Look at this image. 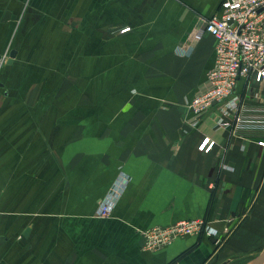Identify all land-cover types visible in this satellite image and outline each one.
Wrapping results in <instances>:
<instances>
[{
  "label": "crops",
  "instance_id": "1",
  "mask_svg": "<svg viewBox=\"0 0 264 264\" xmlns=\"http://www.w3.org/2000/svg\"><path fill=\"white\" fill-rule=\"evenodd\" d=\"M222 1L0 0V264H264V130L186 121ZM197 217L232 231L143 248L141 230Z\"/></svg>",
  "mask_w": 264,
  "mask_h": 264
},
{
  "label": "built area",
  "instance_id": "2",
  "mask_svg": "<svg viewBox=\"0 0 264 264\" xmlns=\"http://www.w3.org/2000/svg\"><path fill=\"white\" fill-rule=\"evenodd\" d=\"M204 28L216 38L215 63L208 71L203 86L186 100L191 117L186 121L192 127L212 109H217V124L225 125L224 117H233V130H264V93L254 84L264 87V0H223L219 14L204 18ZM125 27L122 31L129 30ZM185 52L184 46H179ZM8 57L0 59V67ZM246 91L258 99L260 105H249L245 93L239 91L240 82ZM258 112V113H257ZM264 147V139L258 141ZM215 141L204 138L199 149L210 151ZM130 182V176L121 173L108 192L100 199L97 214L109 217ZM232 228L226 225L221 232L203 217L181 219L168 225H155L141 230L145 250H157L174 240L205 234L221 244Z\"/></svg>",
  "mask_w": 264,
  "mask_h": 264
}]
</instances>
